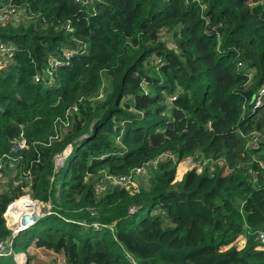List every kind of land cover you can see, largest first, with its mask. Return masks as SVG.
I'll use <instances>...</instances> for the list:
<instances>
[{
  "label": "trees",
  "instance_id": "1",
  "mask_svg": "<svg viewBox=\"0 0 264 264\" xmlns=\"http://www.w3.org/2000/svg\"><path fill=\"white\" fill-rule=\"evenodd\" d=\"M12 6L28 18L0 23V241L30 195L52 210L13 239L26 264H264V0ZM188 158L214 164L175 183Z\"/></svg>",
  "mask_w": 264,
  "mask_h": 264
},
{
  "label": "built area",
  "instance_id": "2",
  "mask_svg": "<svg viewBox=\"0 0 264 264\" xmlns=\"http://www.w3.org/2000/svg\"><path fill=\"white\" fill-rule=\"evenodd\" d=\"M27 18H28V14L23 9H17L13 6L11 8L5 7V8L0 9V23H2V24L7 25L10 23H16V22L19 23V22L26 20ZM13 20H16V21L12 22ZM2 50L5 51V49L3 47H2ZM57 65H58V63L55 64L56 67H57ZM239 67L243 68L244 66L242 63H239ZM246 76L248 78V81L252 80L254 77V71L249 70L246 73ZM39 80H40V78L37 77L36 81H39ZM251 105H252L251 110L253 113H255L259 109L261 110L264 108V86H262L257 91L255 100L253 101V103ZM259 141H260L259 135L256 133H252L249 137L248 147L252 150H256L259 146ZM24 146H25V141H21L14 148V151H17V150L23 148ZM69 153H70V148H68L66 151H64L63 153H60L56 156L55 160H56L57 166H58V162H60V161L64 162V160L67 158ZM169 156H170L169 154H166L165 156H163V159L166 157H169ZM160 161H161V159H156L154 161H151L147 164L146 167L137 168L136 170H134V172L137 175L144 176L146 174L148 168H157ZM1 169H2V164L0 165V181L2 182L4 180V175H3V172ZM112 182L114 184H119L120 186L130 187L136 181H134L131 176H120V177L113 178ZM99 191H101V189H99ZM28 198H30V197L28 196ZM30 201H31V203H33V201L36 203H40V204L42 203L38 200H32L31 198H30ZM40 218H41L40 215H38L36 218H34L33 214H31L30 210H26V211L20 213L18 216L15 217L16 220H13V218H12L13 227H11L12 223L9 224V226L7 225L8 229L12 233V236L10 239L0 241V256L13 254L16 262H17V260H20L19 263L26 264V257L25 256L23 258L22 254H15L14 253V251H13V239L20 232H22L26 229H29L30 227L35 225L39 221ZM258 239L262 244L261 248L264 247V232L260 233ZM17 264H18V262H17Z\"/></svg>",
  "mask_w": 264,
  "mask_h": 264
},
{
  "label": "rangeland",
  "instance_id": "3",
  "mask_svg": "<svg viewBox=\"0 0 264 264\" xmlns=\"http://www.w3.org/2000/svg\"><path fill=\"white\" fill-rule=\"evenodd\" d=\"M88 2H91L92 0H87ZM163 37L166 39V37H168V34L166 35V36H164V34H163ZM168 42H169V46H171V42H170V40H168ZM1 64V63H0ZM72 110H70V112H71ZM75 111H77V110H74V112ZM63 130H64V128H63ZM71 149L72 148H70V151H71ZM191 159H193L192 161H191ZM188 158V159H186V160H184L183 162H181L182 163V165H178V168H177V174H176V179H175V183H177V182H180L179 180H181L183 177H184V175L188 172V171H190V170H192L193 168H196L197 169V172L198 173H201L202 172V170L204 169V168H206V165L208 164V163H211L212 165L214 164V162L213 161H206V160H203V161H201V160H198V159H195V158ZM64 162H62V161H60V162H58V167H60L62 164H63ZM9 168V167H8ZM10 171L9 172H6L5 173V180L3 181V182H8L9 181V179H12L14 176H15V173H14V163H11L10 164ZM179 171H180V173H179ZM184 173V174H183ZM182 174H183V177H182ZM140 181V183H142L143 185H144V182L146 181V179L145 180H143V179H140L139 180ZM146 184L148 183V181L147 182H145ZM16 184H18V183H16ZM145 184V185H146ZM138 185V182H135L134 184H132L131 186H137ZM14 186H16V185H14ZM28 196L30 197V195H25V196H22V197H20L19 199H17L15 202H13L12 204H10V206L11 205H13L14 203H16V202H18V201H22L23 199H25L26 197V200H24L22 203H21V205H18V204H16V206H15V209L13 210V212H14V214L12 215L11 214V216H9V217H7L6 216V214L8 213V210H9V208H10V206L8 207V209H7V211L5 212V214H4V218H5V220H6V225H8L9 226V224H11L12 223V217H13V220H16L15 219V217L16 216H18L20 213H22V212H24V211H26V210H30L31 211V214H33V216L35 217V216H38V214L42 217V215L44 216H46V215H48V214H51V205L49 204V203H36V202H34L33 201V203H31V201H30V198H28ZM27 199H29V200H27ZM43 204V205H42ZM42 206V207H41ZM50 208V209H49ZM197 215L198 216H200L201 218H202V220H205L206 219V215H203V214H200V213H198L197 212ZM11 227H13V223H12V225H11ZM10 227V228H11ZM108 227V226H107ZM195 237H196V235H195ZM246 242H247V240H246V237L245 236H241L239 239H238V241L234 244L237 248H239V249H242L244 246H245V244H246ZM262 249L264 250V247H262ZM38 259V261L41 263V264H44L45 263V259L44 260H42V259H40V258H37ZM17 262H18V264H21V263H19L20 262V260H17Z\"/></svg>",
  "mask_w": 264,
  "mask_h": 264
},
{
  "label": "crops",
  "instance_id": "4",
  "mask_svg": "<svg viewBox=\"0 0 264 264\" xmlns=\"http://www.w3.org/2000/svg\"><path fill=\"white\" fill-rule=\"evenodd\" d=\"M190 159H191V158H190ZM192 160H193V159H191V161H192ZM180 165H182V163H181ZM180 165H179V166H180ZM179 173H180V171H179ZM183 174H184V173H183ZM183 174H182V177H183ZM182 179H183V178H182ZM182 179L179 180V181H182Z\"/></svg>",
  "mask_w": 264,
  "mask_h": 264
},
{
  "label": "bare ground",
  "instance_id": "5",
  "mask_svg": "<svg viewBox=\"0 0 264 264\" xmlns=\"http://www.w3.org/2000/svg\"><path fill=\"white\" fill-rule=\"evenodd\" d=\"M13 214H14V213H13ZM13 214H12V215H13ZM38 215H39V214H38ZM33 217H34V216H33ZM36 217H37V216H35L34 218H36ZM12 218H13V217H12Z\"/></svg>",
  "mask_w": 264,
  "mask_h": 264
}]
</instances>
